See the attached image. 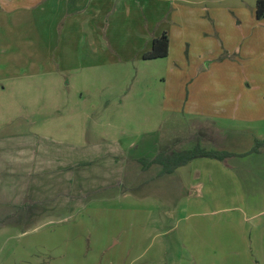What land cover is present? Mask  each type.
Listing matches in <instances>:
<instances>
[{"label":"rangeland","instance_id":"obj_1","mask_svg":"<svg viewBox=\"0 0 264 264\" xmlns=\"http://www.w3.org/2000/svg\"><path fill=\"white\" fill-rule=\"evenodd\" d=\"M255 1H232L235 8L246 4L241 13L247 27L246 47L238 57L244 71L240 76L228 73L231 76L226 75L225 82L221 77L215 80L219 85L211 91L203 83L198 98H218V87L234 98L232 91L244 77L249 83L254 81L258 90L264 89V20H256L254 11L251 13L249 7L253 8ZM70 30L62 35L61 45H53L54 57L46 53L39 65L63 74L3 84L0 132L22 126L58 144L90 146L95 154L110 152L86 158V162L95 159L93 166L99 167L87 168L84 174L101 183L118 179L130 185V191L119 188L129 195L110 197L117 191L108 189L61 222L44 221L33 229L22 227L23 231L14 225L0 226V264H264V256L257 260L258 255L245 253V241L240 239L242 223L228 221L235 215L230 209L238 204L219 185L212 188L215 182L208 190L193 185L197 177L192 169L199 162L191 161L170 175L158 177L159 166L143 170L138 161L152 159L159 151L189 149L195 138L206 150L247 153L256 139L264 140V118L255 110L260 107L258 102L248 108L255 111L237 112L238 118L240 114L247 116L242 115L241 120L213 117V123L195 119L183 110V73L169 70L179 52L175 39L172 60L137 63L132 65L134 73H123L118 66L103 71L88 67L97 62L93 49L86 46L87 39L78 31ZM21 34L22 42L32 40L31 31L22 30ZM12 39L13 35L8 41ZM0 40L5 41L4 36ZM63 172H56V176L69 180L74 175ZM215 179L217 184L221 182L220 175ZM198 192L203 196L208 192L212 199L197 200L194 195Z\"/></svg>","mask_w":264,"mask_h":264},{"label":"crops","instance_id":"obj_2","mask_svg":"<svg viewBox=\"0 0 264 264\" xmlns=\"http://www.w3.org/2000/svg\"><path fill=\"white\" fill-rule=\"evenodd\" d=\"M232 1L0 0V38H5V41L0 40V90L5 89L3 84L6 82L22 84L23 79L63 74L51 73L39 65L46 53L54 57L53 45H61L62 35L70 29L78 31L87 39L86 46L93 49L97 62L87 64L88 67L103 71L108 66H118L123 73H134L136 70L132 65L152 61L144 60L143 54L151 50L153 39L165 34L169 40L168 54L155 60H172V41L175 39L179 52L171 61L169 70L183 73L180 82L184 81L181 91L186 114L209 122L213 117L241 120L244 114L238 118L239 110H258L264 118V89L258 90L255 82L249 83L245 77L232 91L234 98L219 87L215 91L218 98L215 95L212 99L197 96L202 93L200 87L203 83H206L207 91H211L218 84L215 80L221 77L225 82L226 75L231 76L228 73H239L236 75L240 76L244 71V63L238 57L244 54L243 48L246 47L247 27L241 18L246 4L235 8ZM254 6L249 7L251 13ZM22 30L32 33V40L24 41L26 44L21 41ZM12 35L15 39L8 41ZM86 56L92 58L91 52ZM89 58L86 60L90 61ZM47 91H53V88H47ZM253 102H258L259 109H248ZM88 147L58 144L22 126L7 133L0 132V226L14 225L23 231L22 227L33 229L44 221L61 222L83 208L93 196H101L100 192L108 189L117 191L115 195L109 194L110 197L129 195L119 188L130 191V185L121 184L118 179L112 181L108 178L101 183L103 181L84 174L87 168L99 167L93 166L95 159L86 162V158L110 154L106 151L95 154L94 149ZM244 154H235L224 161L193 160L199 165L192 169L197 177L192 183L200 190H208V186L215 182L212 188L219 185L238 204V208L230 209L235 215H231L232 219L228 221L242 223L240 239L245 241L244 251L258 255L256 259L260 260V255L264 256V151L242 157ZM60 162L66 165L59 166ZM62 171L74 175L63 180V176H56V172ZM216 175L221 177L219 184ZM162 176L159 172L158 177ZM88 179L93 180L88 182ZM107 196L105 193L104 197ZM194 196L197 200L207 197L206 201L211 197L208 192L207 196L200 192ZM216 196L221 198L220 194ZM25 204L32 205L29 213L21 210Z\"/></svg>","mask_w":264,"mask_h":264},{"label":"trees","instance_id":"obj_3","mask_svg":"<svg viewBox=\"0 0 264 264\" xmlns=\"http://www.w3.org/2000/svg\"><path fill=\"white\" fill-rule=\"evenodd\" d=\"M254 16L257 20H264V0H257L254 6ZM169 40L165 34L152 40L151 50L143 54L144 60H155L165 58L168 54ZM264 151V140H255L254 147L250 149L246 154L241 156H247L253 153H259ZM236 156L233 153L226 152L224 150H206L201 147L197 138L192 142V146L189 149L184 150H167L159 151L152 159H140L138 160L142 168H148L151 165H157L160 167V175H170L177 168L185 166L195 159L206 158L217 161H224L227 158ZM31 204H25L21 210L30 211Z\"/></svg>","mask_w":264,"mask_h":264}]
</instances>
